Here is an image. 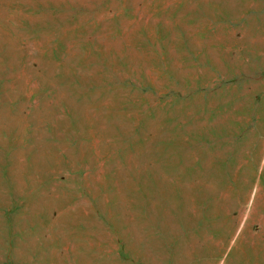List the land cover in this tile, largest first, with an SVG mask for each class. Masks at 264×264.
<instances>
[{
	"label": "rangeland",
	"instance_id": "1",
	"mask_svg": "<svg viewBox=\"0 0 264 264\" xmlns=\"http://www.w3.org/2000/svg\"><path fill=\"white\" fill-rule=\"evenodd\" d=\"M0 264H264V0H0Z\"/></svg>",
	"mask_w": 264,
	"mask_h": 264
},
{
	"label": "bare ground",
	"instance_id": "2",
	"mask_svg": "<svg viewBox=\"0 0 264 264\" xmlns=\"http://www.w3.org/2000/svg\"><path fill=\"white\" fill-rule=\"evenodd\" d=\"M163 176H165V175H163ZM163 176H161V177H163ZM161 179H165V177L164 178H161ZM163 181V180H162Z\"/></svg>",
	"mask_w": 264,
	"mask_h": 264
}]
</instances>
